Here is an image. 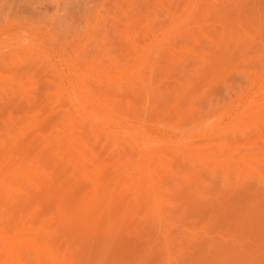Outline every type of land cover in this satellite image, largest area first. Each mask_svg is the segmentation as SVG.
<instances>
[{"label":"rangeland","instance_id":"rangeland-1","mask_svg":"<svg viewBox=\"0 0 264 264\" xmlns=\"http://www.w3.org/2000/svg\"><path fill=\"white\" fill-rule=\"evenodd\" d=\"M72 210L41 264H264V0H0V264Z\"/></svg>","mask_w":264,"mask_h":264},{"label":"bare ground","instance_id":"bare-ground-1","mask_svg":"<svg viewBox=\"0 0 264 264\" xmlns=\"http://www.w3.org/2000/svg\"><path fill=\"white\" fill-rule=\"evenodd\" d=\"M99 108H101L102 109V111H104L103 109H105V107H99ZM106 109H108V108H106ZM110 110H107V112H105L104 114H106V113H110L111 114V111L109 112ZM103 113V112H102ZM112 115V114H111ZM110 116V115H109ZM106 117V116H105ZM121 117V116H120ZM107 118V117H106ZM95 119V118H94ZM123 119H124V117H123ZM122 119V120H123ZM99 120V119H98ZM93 121V120H92ZM95 121H96V119H95ZM109 121V120H108ZM99 122V121H98ZM105 122V121H104ZM110 122V121H109ZM117 122V121H116ZM119 122V121H118ZM97 123V122H96ZM99 123H101V122H99ZM113 123V120L111 121V124ZM114 123H115V121H114ZM114 123L112 124V125H114ZM124 124V123H123ZM98 125V124H97ZM118 125V124H117ZM99 126V128H101L100 126H101V124L100 125H98ZM97 126V127H98ZM103 126V125H102ZM122 126V125H121ZM120 126V127H121ZM96 127V128H97ZM108 127V126H107ZM114 127V126H113ZM119 127V128H120ZM124 127V126H123ZM98 128V129H99ZM118 128V127H117ZM122 128V127H121ZM102 129V128H101ZM104 129V128H103ZM102 129V130H103ZM114 129H115V127H114ZM123 129V128H122ZM100 130V129H99ZM107 130H110L109 128H107ZM114 130H112L111 132H113ZM116 131V130H115ZM108 132V131H107ZM119 132H121L120 130H119ZM109 133H110V131H109ZM115 132H113L112 134H114ZM208 134H210V133H207L206 134V136L208 135ZM191 135V134H190ZM189 135V136H190ZM120 136V135H119ZM118 136V137H119ZM122 136V135H121ZM125 137V136H124ZM197 137L199 138V135H197ZM190 138H191V136H190ZM198 138H196V140H198ZM201 138V137H200ZM205 138V137H204ZM188 139V138H187ZM186 139V140H187ZM191 139H194V138H191ZM189 140V141H192V140ZM110 140H112V138L110 139ZM109 140V141H110ZM113 140H115V139H113ZM111 141V142H114V141ZM121 140V139H120ZM195 140V139H194ZM131 142H132V140H130ZM139 141H141V140H139ZM188 141V140H187ZM205 141V140H204ZM116 142V141H115ZM130 142V143H131ZM142 142V141H141ZM186 142V141H185ZM119 145V144H118ZM137 148H138V146H137ZM83 149V148H82ZM139 149V148H138ZM216 152V151H215ZM94 153V152H93ZM92 153V154H93ZM93 156V155H92ZM209 156V155H208ZM91 158H93V157H91ZM208 158V157H207ZM243 158V157H242ZM89 159H90V157H89ZM210 159V158H209ZM87 160V159H86ZM85 160V161H86ZM226 160V159H225ZM232 160V159H231ZM144 161H146V160H144ZM89 162H91L90 160H89ZM87 163H88V160H87ZM85 164V163H84ZM89 164V163H88ZM87 164V165H88ZM81 165H83V164H81ZM142 167V166H141ZM90 169V168H89ZM148 171H150V170H148ZM84 175H86V174H84ZM90 175V174H89ZM83 176V175H82ZM137 177V176H136ZM82 178V177H81ZM83 179V178H82ZM86 178L84 177V180H85ZM157 177L156 176H154L153 174H151V177H150V179L148 180V182L149 183H151V185H153V183L155 182V181H157ZM30 181V180H29ZM32 181V180H31ZM151 181V182H150ZM85 182V181H84ZM145 182V181H144ZM31 183V182H30ZM89 183V182H88ZM91 184V183H90ZM112 184H113V182H112ZM125 184V183H124ZM124 184H122L123 186H124ZM35 185V184H34ZM94 185V184H93ZM121 185V184H120ZM159 185V184H158ZM35 187H36V185H35ZM93 187V186H92ZM96 187V186H95ZM98 188H99V186H97ZM113 187H115L114 186V184H113ZM120 187H122V186H120ZM132 187H134V186H132ZM145 187L147 188L148 187V185H147V183L145 182ZM104 188H107V187H104ZM116 188V187H115ZM152 188V187H151ZM111 189H114V188H112L111 187ZM121 189H123V188H121ZM125 189H129V188H125ZM130 189H132V188H130ZM92 190V189H91ZM99 190V189H98ZM115 190V189H114ZM116 190H118L117 188H116ZM119 190H120V188H119ZM134 190V189H133ZM160 190V191H159ZM152 189V191H151V193H152V195H151V201H152V205H153V209L155 210V211H159L158 210V208H159V206H157V204H158V201H159V199H160V194H161V192L163 191V189ZM68 191V190H67ZM124 191H126V190H124ZM123 191V192H124ZM135 192H137L136 190H134ZM6 192V191H5ZM5 192H2L1 191V193H5ZM114 192V191H113ZM119 191H115V193H117V195L118 194H120V192H122L121 190H120V192L118 193ZM134 192V193H135ZM69 194H70V199L72 200V197H73V195L70 193V191L68 192ZM103 193V192H102ZM127 193H129V191L127 192ZM7 194V193H6ZM124 194H126L125 192H124ZM129 194H131V193H129ZM133 194V193H132ZM136 194V193H135ZM72 195V196H71ZM109 195V194H108ZM127 195V194H126ZM130 196V195H129ZM132 196V195H131ZM83 198V195L81 196V195H79V197H78V199H77V203H79V205L81 206V208H84V209H86L88 206H87V204L85 203V201L82 199ZM129 197H127V199H128ZM134 198V197H133ZM113 199V198H112ZM69 200V199H68ZM146 200V199H145ZM129 201V200H128ZM143 201V200H142ZM127 202V201H126ZM130 203H131V201H129ZM136 202V201H135ZM73 203H75V201L73 202ZM114 203H117L116 201L115 202H113V204ZM133 203H134V201H133ZM159 205V204H158ZM87 206V207H86ZM86 207V208H85ZM115 207V206H114ZM117 207H118V205L116 206V209H117ZM73 208V207H72ZM75 208H77V210H79V208L78 207H75ZM71 209V208H70ZM88 209V208H87ZM122 210V209H121ZM39 211V210H38ZM115 211H117V210H115ZM75 212V211H74ZM83 212V211H82ZM71 213H73V210H72V212H70V213H68L67 215L65 214V216L59 221V227L60 228H58L57 229V231H58V233H46L45 235H47L46 237H38L39 236V234L37 233V238H31V241L29 240L28 241V244L27 245H29V248L30 249H32V251H34L36 254H37V256H36V259L38 260V262L41 264V263H43V261H44V259H47V258H45L46 257V255H49L53 260H55L56 259V252H55V250H53V249H51L50 248V246H55L56 248H58V247H60L64 242H66L67 241V234L68 233H70L71 231H72V228L70 227V224H69V221H71L70 219H71ZM71 214V215H70ZM79 214V213H78ZM122 214V213H121ZM70 215V216H69ZM74 216V214L72 215V217ZM33 216L30 218L31 219V221H29L28 220V223H32L33 224ZM75 218V217H74ZM111 219H113V218H111ZM52 220H54V219H52ZM76 220V219H75ZM47 221V220H46ZM41 222V221H40ZM45 222V221H44ZM76 223V222H75ZM7 224V223H6ZM27 224V223H26ZM25 224V225H26ZM77 224H79V223H77ZM76 224V226H79V225H77ZM20 225H21V223H20ZM23 225V224H22ZM25 225L24 226H21V227H25ZM34 225V224H33ZM27 227H28V225H26ZM44 226V225H43ZM6 227V226H5ZM74 227V226H73ZM29 228H30V226H29ZM36 228V227H35ZM54 228V227H53ZM27 229V228H26ZM6 230V229H5ZM23 230V229H22ZM24 230H25V228H24ZM52 230H54V229H52ZM56 230V229H55ZM1 231V230H0ZM3 231H4V229H3ZM6 231H8V230H6ZM29 231H30V229H29ZM32 231V230H31ZM102 231H103V229H102ZM106 231V230H105ZM24 232H26V231H24ZM37 232V231H36ZM27 233V232H26ZM72 233V232H71ZM36 234V233H35ZM41 234V233H40ZM1 236L3 237V241H4V243L2 242V244H4V249H5V251L6 250H8L11 254L14 252L15 253V251H17V249L22 245V243H19L17 240H16V242H15V239H14V241H13V238H11V237H9V236H7V234L6 233H2L1 234ZM26 236V235H25ZM26 238V237H25ZM21 239H23V238H21ZM26 240H27V238H26ZM23 241L25 242V239H23ZM22 242V241H21ZM3 245H1V247H2ZM107 246V245H106ZM85 247H86V244H85ZM3 248V247H2ZM23 248V247H22ZM55 248V249H56ZM3 249V250H4ZM101 249V248H100ZM2 250V251H3ZM91 250V249H90ZM18 251H19V249H18ZM17 251V252H18ZM58 252H59V250H58ZM92 252V251H91ZM19 253V252H18ZM63 253V252H62ZM29 254V253H28ZM73 254H75V253H73ZM14 255L15 254H13V259H14ZM30 255V254H29ZM85 255V254H84ZM16 256V255H15ZM62 256V255H61ZM28 258V257H27ZM19 258L17 257V260H18ZM26 259V258H25ZM16 260V261H17ZM19 261H21V260H19ZM18 262V261H17ZM21 263V262H20ZM22 263H23V261H22ZM37 263V262H36ZM25 264V263H24Z\"/></svg>","mask_w":264,"mask_h":264}]
</instances>
